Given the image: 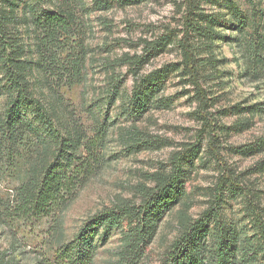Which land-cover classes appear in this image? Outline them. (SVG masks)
<instances>
[{
  "label": "trees",
  "instance_id": "obj_1",
  "mask_svg": "<svg viewBox=\"0 0 264 264\" xmlns=\"http://www.w3.org/2000/svg\"><path fill=\"white\" fill-rule=\"evenodd\" d=\"M141 1L95 0L93 8L107 9L112 2L125 6ZM249 2L251 9L241 10L228 0L231 11L225 22L236 32L230 37L215 32L218 16L208 19L205 25L199 22L203 15L194 19L187 16L184 36L178 41L181 69L177 63L165 64L138 75L136 69L144 61L143 56L107 60L103 65L106 87L99 91L88 77L93 61H88L90 51L76 14L78 9L87 8L79 0H0V184H13L12 198L3 194L0 197V220L12 215L28 219L53 217L75 194L76 186L92 167L105 163L98 148L103 149L111 138H116L120 151L110 157H116L121 150L130 153L140 145H154L155 141L142 135L135 123L149 110L166 106L162 86L168 75L180 69L195 89H200L188 39L192 32L208 42L219 37L236 42L264 68V0ZM170 40V35H163L146 45L144 56L162 52ZM119 64L129 65L132 72L130 91L122 85V74L115 71ZM77 87L92 91L93 98L85 107L92 131H83L68 110L65 95ZM117 100L118 111L111 116V107ZM247 109L251 113L262 110L256 104ZM122 123L131 125L124 127ZM88 133L92 136L87 137ZM256 145L259 149L255 150H264V139ZM81 147L87 150L88 157L79 153ZM195 155L194 147L176 152L171 171L152 175L155 185L142 192L137 206L125 202L94 215L75 238L54 250L50 264H92L96 255L94 237L103 240L112 231L118 232L120 242L113 264H138L164 214L178 205L183 207L177 215L178 235L159 264H250L260 252L264 260L263 219L257 220L258 235L250 237L233 223L218 220V207H210L196 220L187 215L191 197L184 186L190 173L187 168ZM226 182L230 184L231 178L224 177L221 186ZM221 186L217 188V200ZM263 210L260 207L261 216ZM97 226L102 229L99 234ZM5 254H0V264L12 261L5 259Z\"/></svg>",
  "mask_w": 264,
  "mask_h": 264
},
{
  "label": "rangeland",
  "instance_id": "obj_2",
  "mask_svg": "<svg viewBox=\"0 0 264 264\" xmlns=\"http://www.w3.org/2000/svg\"><path fill=\"white\" fill-rule=\"evenodd\" d=\"M79 1L87 8L78 9L76 14L90 51L88 61H93L88 77L99 91L106 87L103 65L107 60L125 61L143 56L144 61L136 69L138 75H146L165 64H180L178 41L184 36L187 16L194 19L203 15L201 25L218 16L215 32L229 37L236 35L225 22L231 11L228 0H142L125 6L112 2L109 8L100 10L93 8L95 0ZM231 1L241 10L251 9L249 0ZM163 35L171 37L165 49L145 57L146 45ZM188 39L197 63L200 89L197 91L188 76L182 75L180 64L179 71L171 72L163 83L166 106L149 110L135 123L142 135L155 141L154 145H140L130 153L121 150L116 157H110L120 151L116 138H111L103 149L98 148L105 163L93 164L83 182L76 186L75 194L53 217L28 219L12 215L0 220V254L5 252V259L12 258L10 264L52 263L54 250L75 238L94 215L125 202L137 206L142 192L155 185L152 175L171 171L173 155L188 147L196 149L184 186L191 197L186 209L189 218L196 220L210 207H218V220L233 223L250 237L257 234L258 219H263L264 227L260 212V207L264 209V150H255L259 149L255 143L264 139V68L245 53L243 46L226 41L225 37L208 42L192 32ZM128 67L119 64L115 71L122 74V85L130 91L133 75ZM65 96L68 110L82 130L92 131L91 118L85 111L93 98L92 91L77 87ZM119 104L117 100L111 107V116L118 111ZM253 104L262 110L249 112L247 106ZM121 125L127 127L131 123ZM86 151L79 148L85 158ZM224 177H230L232 182L221 186ZM10 185L0 184V197L3 194L12 198ZM182 209L178 205L164 214L138 264H159L166 259V251L178 235L177 215ZM123 225L127 227L126 221ZM95 229L97 234L102 231L100 226ZM93 243L96 255L92 264H113L117 260L118 232L112 231L103 240L95 236ZM262 258L260 252L250 264H264Z\"/></svg>",
  "mask_w": 264,
  "mask_h": 264
}]
</instances>
